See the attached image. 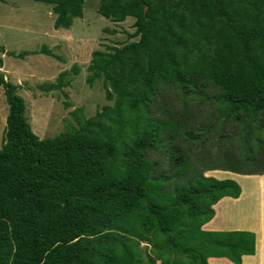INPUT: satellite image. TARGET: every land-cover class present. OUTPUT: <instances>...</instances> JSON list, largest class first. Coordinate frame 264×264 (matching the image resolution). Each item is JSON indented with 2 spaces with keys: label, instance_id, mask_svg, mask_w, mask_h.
Listing matches in <instances>:
<instances>
[{
  "label": "trees",
  "instance_id": "obj_1",
  "mask_svg": "<svg viewBox=\"0 0 264 264\" xmlns=\"http://www.w3.org/2000/svg\"><path fill=\"white\" fill-rule=\"evenodd\" d=\"M34 1L52 5L55 29L83 15L84 0ZM142 2L99 0L97 12L114 22L134 17L130 36L139 38L91 52L86 82L102 77L114 104L52 137L33 132L20 85L1 71L0 44L8 104L0 147V264H209L210 256L239 264L255 253L253 231L201 228L221 197L240 195V183L190 172L189 154L175 144L170 174L152 167L148 151L162 144L160 131L173 137L180 123L155 122L148 107L168 85L183 93L211 88L224 119L264 126V0ZM39 52L52 55L45 45ZM70 70L77 74L78 65ZM246 133V144L264 142L250 137L252 127ZM260 157H226L206 169L264 174V167L243 168Z\"/></svg>",
  "mask_w": 264,
  "mask_h": 264
},
{
  "label": "rangeland",
  "instance_id": "obj_2",
  "mask_svg": "<svg viewBox=\"0 0 264 264\" xmlns=\"http://www.w3.org/2000/svg\"><path fill=\"white\" fill-rule=\"evenodd\" d=\"M98 3L99 0H84L82 17H76L68 29H55L51 4L34 0H0V44L5 49L2 70L6 78L20 85L18 93L24 99L25 116L41 139L55 136L71 126L77 128L83 118L94 117L104 105L114 104V100L105 98L102 77L92 85L86 82L91 52L108 50L107 46H122L138 40L139 36H130L135 30L134 17L127 16L123 21L114 22L97 12ZM42 45L50 48L52 55L39 52ZM23 51L29 52L23 58L10 54ZM73 63L78 65L77 74L70 70ZM63 71V76L58 77ZM214 93L211 88L183 93L168 85L157 94L148 107L149 118L160 124L166 119L180 123L173 137L168 135L169 130L160 131L165 137L162 144L148 151V157L156 163L152 167L157 171L170 174V151L174 144L189 154L190 172L198 170L205 176L211 175L206 169L208 166H220L226 157L244 160L247 155H261L258 162L263 163L245 161L243 168L264 167V142L259 146L245 143L247 127L253 128L252 139H264V126L224 119L216 109ZM64 101L69 103L68 107L63 105ZM7 113L8 104L0 86V147ZM260 115L264 118V114ZM104 119L108 120L107 117ZM235 177L243 189L242 200L252 202L254 208L255 198L260 211H264V174H237ZM258 233L264 245L263 219L258 224ZM141 245L146 247L147 244ZM256 258H247L245 264H251Z\"/></svg>",
  "mask_w": 264,
  "mask_h": 264
},
{
  "label": "crops",
  "instance_id": "obj_3",
  "mask_svg": "<svg viewBox=\"0 0 264 264\" xmlns=\"http://www.w3.org/2000/svg\"><path fill=\"white\" fill-rule=\"evenodd\" d=\"M64 29H68V28H64ZM1 56L3 59V53L1 54ZM1 71L4 72L3 70ZM208 172H210L211 175L219 179L230 178L238 182V179L235 177V175H237L238 173H235V172L231 173V171L220 170V169L208 170ZM217 172H225V173H217ZM225 175H227V177H224ZM241 191H242V187H241ZM240 195L238 197H231V196L221 197L215 204L212 205L214 209L213 217L207 222H205L201 226V228L204 230H209V231H230V230L253 231L256 236L255 253L253 255H242L241 262L239 264H245L246 262L245 260L247 258L258 257L259 253H260L259 255L260 259L259 258L253 259L251 264H264V256L262 255V249H264V245L261 242V244L258 246L259 237L257 234L258 224L261 223L262 219L264 220V211L262 210L260 211L255 198L253 200L255 201L254 202L255 207L252 208L251 207L252 202L242 200V198H244V193L241 195V197ZM256 198L258 199V196ZM252 219L255 221H251ZM249 220L250 222H248ZM220 260H223L225 264H236L230 261L226 257L210 256L207 258V261L209 264H218V263L223 264V262Z\"/></svg>",
  "mask_w": 264,
  "mask_h": 264
},
{
  "label": "water",
  "instance_id": "obj_4",
  "mask_svg": "<svg viewBox=\"0 0 264 264\" xmlns=\"http://www.w3.org/2000/svg\"><path fill=\"white\" fill-rule=\"evenodd\" d=\"M140 1H141V3H143L142 0H140Z\"/></svg>",
  "mask_w": 264,
  "mask_h": 264
}]
</instances>
